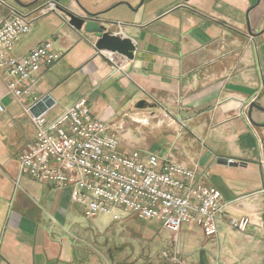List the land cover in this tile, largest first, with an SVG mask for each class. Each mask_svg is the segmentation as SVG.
Listing matches in <instances>:
<instances>
[{
	"label": "crops",
	"instance_id": "crops-1",
	"mask_svg": "<svg viewBox=\"0 0 264 264\" xmlns=\"http://www.w3.org/2000/svg\"><path fill=\"white\" fill-rule=\"evenodd\" d=\"M5 1L23 13L36 7ZM56 1L57 11L37 18L14 51L51 39L63 53L35 86L54 102L48 115L86 97L93 117L121 124L122 150L206 172L229 203L226 213L216 236L182 225L175 250L195 264H264V112L252 108L248 118L251 103L264 108V0ZM67 11L100 13L108 31L133 41L121 71L97 55L91 35L68 24ZM0 99V264H96L71 237L69 191L28 177L15 183L34 128L1 79ZM139 100L147 106L137 108ZM240 216L250 220L244 233L228 225Z\"/></svg>",
	"mask_w": 264,
	"mask_h": 264
},
{
	"label": "built area",
	"instance_id": "built-area-1",
	"mask_svg": "<svg viewBox=\"0 0 264 264\" xmlns=\"http://www.w3.org/2000/svg\"><path fill=\"white\" fill-rule=\"evenodd\" d=\"M57 9L56 0H47L23 13L0 0V79L34 128L33 140L18 156L15 183L28 177L67 189L71 203L84 207L88 219L108 213L118 221L120 215L115 209H121L125 216L154 220L171 233L191 224L206 236H216L229 203L204 181L206 172L197 166L139 149L122 150L121 124L93 117L86 97L53 119L48 118V109L37 116L31 114V107L42 99L35 91L41 71L57 63L63 53L53 48L51 39L22 55L14 54L15 45L31 31L37 18ZM97 55L115 71H121L127 60L117 52L98 50ZM4 112L0 99V114ZM249 223L246 216L228 219V225L241 233Z\"/></svg>",
	"mask_w": 264,
	"mask_h": 264
},
{
	"label": "rangeland",
	"instance_id": "rangeland-1",
	"mask_svg": "<svg viewBox=\"0 0 264 264\" xmlns=\"http://www.w3.org/2000/svg\"><path fill=\"white\" fill-rule=\"evenodd\" d=\"M53 45L56 47L55 40ZM146 106L145 103L143 108ZM56 112L57 109L48 118H55ZM75 211L73 218L70 217L75 222L71 224L75 227L71 237L78 241L79 253L90 256L96 264H195L175 250L182 244L178 233L162 229L154 220L125 216L121 209H115L120 215L118 221L108 213H98L88 219L81 206H76Z\"/></svg>",
	"mask_w": 264,
	"mask_h": 264
},
{
	"label": "water",
	"instance_id": "water-1",
	"mask_svg": "<svg viewBox=\"0 0 264 264\" xmlns=\"http://www.w3.org/2000/svg\"><path fill=\"white\" fill-rule=\"evenodd\" d=\"M14 1L18 6L26 8L36 4L40 0H32L28 4H23L20 0ZM83 13L84 15H80L71 11H67L68 24L78 32H84L91 35L94 38L93 47L96 50L117 52L126 56L129 59L133 57L135 45L130 38L126 36H120L118 34H113L108 31L106 28V24H108V22L103 20L102 18H99L100 13L92 14L87 11H84ZM262 83L264 86V78L262 79ZM53 104L54 102L52 98L49 95H45L33 107H31L30 112L32 115L37 116L45 112ZM144 105L145 101L139 100L137 103V108H143ZM252 108H256L264 112L263 107L257 105L255 102L251 103L248 111V118L250 121ZM223 160L225 161L226 159Z\"/></svg>",
	"mask_w": 264,
	"mask_h": 264
},
{
	"label": "flooded vegetation",
	"instance_id": "flooded-vegetation-1",
	"mask_svg": "<svg viewBox=\"0 0 264 264\" xmlns=\"http://www.w3.org/2000/svg\"><path fill=\"white\" fill-rule=\"evenodd\" d=\"M47 0H40V1H38L36 4H34L36 7H35V9L38 7V6H40L42 3H44V2H46ZM57 2V1H56ZM57 5H58V3H57Z\"/></svg>",
	"mask_w": 264,
	"mask_h": 264
}]
</instances>
